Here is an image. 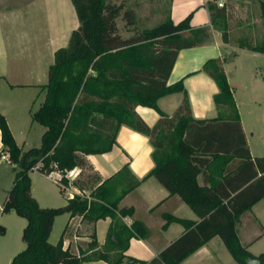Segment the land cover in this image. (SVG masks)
Returning a JSON list of instances; mask_svg holds the SVG:
<instances>
[{
  "label": "trees",
  "instance_id": "trees-1",
  "mask_svg": "<svg viewBox=\"0 0 264 264\" xmlns=\"http://www.w3.org/2000/svg\"><path fill=\"white\" fill-rule=\"evenodd\" d=\"M80 25L70 35L67 46L55 51L48 82L42 85L45 98L32 113L33 120L45 127L39 146L27 150L18 144L6 116L0 111L3 147L15 166L14 184L4 201L3 211H15L27 220L23 230L25 248L10 264H81L104 259L110 264H179L215 236H220L240 264L264 263V253L255 255L241 242L238 222L241 216L264 198V156L253 157L242 127L241 116L220 58L205 62L203 70L217 83L214 100L220 109L216 118L196 119L184 79L169 84V77L180 50L202 45L211 27H194L192 13L175 22L170 16L137 36L124 37L117 19L135 22L132 9L111 0H72ZM214 28L230 41L228 8L209 1ZM264 17V0H260ZM240 46L264 53V39H240ZM183 92L184 98L174 115L159 106L161 97ZM138 105L154 108L160 118L149 125L136 111ZM122 125L147 135L153 146L155 176L171 195L178 194L198 215L199 221L164 213L166 228L180 222L185 232L152 260L126 254L132 238L148 239L150 229L142 220L128 225L133 206H120L122 199L141 183L126 164L87 195L80 174L90 168L89 154L110 151L117 143ZM80 167L72 182L66 174ZM62 174L65 185L81 191L67 196L60 207H44L32 193L31 172ZM202 177V183L199 177ZM62 193L65 189L60 187ZM69 213L96 222L111 218L106 244L100 247L91 234L86 250L79 253L64 247L68 225L57 243L50 241L55 219ZM6 227L0 224V235Z\"/></svg>",
  "mask_w": 264,
  "mask_h": 264
},
{
  "label": "crops",
  "instance_id": "crops-1",
  "mask_svg": "<svg viewBox=\"0 0 264 264\" xmlns=\"http://www.w3.org/2000/svg\"><path fill=\"white\" fill-rule=\"evenodd\" d=\"M209 1L211 0H171L169 16L175 22L192 13V25L210 26L211 33L202 45L180 50L168 83L184 79L194 118H216L220 114V109L215 103L214 96L219 92V87L202 68L209 59L220 58L234 90L251 154L254 158L264 156V53L242 47L237 43L245 36L255 41L264 39V17L260 9V0H255L258 12L251 17L248 16L247 0H212L220 6L229 4V42L223 40L222 32L212 24ZM117 24L119 28L118 21ZM79 25L80 20L72 0H0V111L6 116L22 148L25 146L23 137L27 132L28 120L35 111L29 106L34 101L33 92L48 82L49 67L54 62L55 51L68 45L72 31ZM39 91L44 93L45 98V90L41 88ZM183 98V92L168 94L160 98L159 106L163 111L174 115ZM136 111L151 126L160 118L158 111L148 106L138 105ZM2 147L0 130V150ZM152 152L153 146L147 135L122 125L117 135V143L110 151L86 155L90 168L85 169L82 174H80L82 168L78 167L79 178L85 186L82 191L87 195L96 184L88 180L89 173H95L96 182L100 183L128 164L132 173L142 180L134 191L122 199L120 206H133L135 209L133 216L125 218L128 225L138 219L145 222L150 229L148 239L132 238L126 251L129 256L147 261L155 258L185 232V226L180 222H172L163 228L164 213L200 220L178 194L171 195L155 176H148L155 166ZM5 162L10 163L0 155V223L7 226L4 225L6 233L0 235V260L10 264L18 251L25 247L23 244H26L21 236L20 240L16 241L8 235L10 224L9 217L6 216L18 214L15 211H3L4 201L15 180V176L5 169ZM43 175L53 180L49 175ZM199 180L202 183L201 176ZM53 182L60 190V186L54 180ZM75 189L81 191L73 185V190ZM32 193L42 206L62 204L57 195L35 194L33 185ZM63 194L68 195L67 192ZM63 201L67 203L66 195ZM66 214L68 229L64 236L65 248L75 253L86 250L93 232L96 233L99 246H105L111 224L110 217L91 222L82 215L71 217L69 213ZM16 220L21 229L27 223V220L26 222L22 219ZM237 226L241 242L248 245L255 255L261 254L254 250V246L264 237V198L241 216ZM226 250L228 248L221 237L215 236L179 264H227L230 255ZM228 252L231 254L229 250ZM81 264L110 262L96 259Z\"/></svg>",
  "mask_w": 264,
  "mask_h": 264
},
{
  "label": "rangeland",
  "instance_id": "rangeland-1",
  "mask_svg": "<svg viewBox=\"0 0 264 264\" xmlns=\"http://www.w3.org/2000/svg\"><path fill=\"white\" fill-rule=\"evenodd\" d=\"M116 1L114 3H122L124 5L125 10L126 9H132L135 13V22L131 25L127 24V20H125L122 16L118 17L117 21L119 23V31L124 37H130V36H137L140 33H142L144 30L150 29L152 27H155L156 25L163 22L166 18L169 16V9H170V3L171 0H111ZM246 1V0H245ZM246 4L248 5V16H255L258 12L257 2L255 0H247ZM237 36V35H235ZM244 40H249L251 38H246V36L243 38ZM255 40V39H253ZM263 39H259L257 41H261ZM67 46V45H65ZM42 86L40 88H36L34 93V101L29 104L30 108L32 110H37L40 106V103L44 101V93L39 91L41 90ZM29 118V117H28ZM45 130V127L40 124L37 121H33L32 117L30 120H28L27 123V132L24 134L23 140L25 143V146L23 147L24 150H27L34 146H39L41 143V138L43 131ZM21 136V135H20ZM5 162L4 167L11 173L13 176L16 175V169L15 166ZM32 182L35 194H52L53 196L57 195V197L61 200L60 205L57 206H44V207H60L64 206L66 203H63L65 199V195L63 194L61 190H59V187L53 182V180H50L46 176H44L41 172L37 170H33L31 172ZM12 184V183H11ZM13 186V185H12ZM73 189V185L71 186ZM77 191H79L77 189ZM64 198V199H63ZM56 204V203H54ZM12 216H6L9 217V238L12 240H20V236L22 238L24 227L21 229V225L16 219H22V221L26 222V219L24 217L19 218V215L12 213ZM67 223V214H60L56 217V222L53 231L50 234V241L53 243H57L62 235L63 230L66 227ZM2 225H5L3 223H0ZM6 226V225H5ZM7 227V226H6ZM260 229V226H258ZM23 243V242H22ZM23 246H25L23 244ZM25 247H22L21 250H23ZM254 250H256L258 253H264V237L260 239L254 246ZM18 251V252H20ZM228 255H230V260L227 262V264H237L233 256L229 254L228 250H226ZM0 264H8L6 261L3 262L0 260ZM254 264V262H253Z\"/></svg>",
  "mask_w": 264,
  "mask_h": 264
},
{
  "label": "built area",
  "instance_id": "built-area-1",
  "mask_svg": "<svg viewBox=\"0 0 264 264\" xmlns=\"http://www.w3.org/2000/svg\"><path fill=\"white\" fill-rule=\"evenodd\" d=\"M221 5H223V3H220ZM2 158L9 161V154H3ZM80 169L78 167H75L71 170H69L66 174L67 178H69V180L72 182L73 180H75L78 175H79ZM49 176L62 188L65 189V191L68 193L69 196H74L76 193H80L79 191H77V189L73 190L71 188L72 183L69 185H65L62 182V174L58 171H53L49 174Z\"/></svg>",
  "mask_w": 264,
  "mask_h": 264
},
{
  "label": "water",
  "instance_id": "water-1",
  "mask_svg": "<svg viewBox=\"0 0 264 264\" xmlns=\"http://www.w3.org/2000/svg\"><path fill=\"white\" fill-rule=\"evenodd\" d=\"M254 264H264V263L257 261V262H254Z\"/></svg>",
  "mask_w": 264,
  "mask_h": 264
}]
</instances>
